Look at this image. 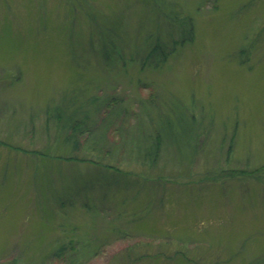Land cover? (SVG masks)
<instances>
[{
    "label": "rangeland",
    "instance_id": "374dc122",
    "mask_svg": "<svg viewBox=\"0 0 264 264\" xmlns=\"http://www.w3.org/2000/svg\"><path fill=\"white\" fill-rule=\"evenodd\" d=\"M166 1L0 0V264H264V0Z\"/></svg>",
    "mask_w": 264,
    "mask_h": 264
},
{
    "label": "trees",
    "instance_id": "16d2710c",
    "mask_svg": "<svg viewBox=\"0 0 264 264\" xmlns=\"http://www.w3.org/2000/svg\"><path fill=\"white\" fill-rule=\"evenodd\" d=\"M153 1H155V3L153 4V11L157 15V17L159 15H164V17L167 18L171 23L176 24L177 27L179 26L180 28H182V33L179 35L180 38L173 42L174 45H173V47H172V49L170 51L171 52L174 51L177 46H183L185 43L191 42L193 40V38H194L192 20L190 18L186 17V16H182L181 17L177 12H175V8L174 9L172 8L170 10V12L169 11H165L164 9L167 8L166 7V3H167L166 0H153ZM169 3L171 4V2H169ZM159 48L160 47L158 46V43H157V45L154 48L151 49L150 55L151 54L159 55V56H162V59H163V58H165V54L166 53L164 51H162L161 48L160 49ZM86 101L87 100H83L80 105H77V107H73V109H72L74 113L79 112V110L83 111V115H84L83 117H86L83 122L87 121L86 120L87 119V113L83 109V106H85L84 104L87 103ZM83 102H85V103H83ZM92 103H95L97 105V108H95V110H99L98 113L100 112V114H101L100 117L98 116V120H97L98 122H104L105 120L107 122L106 118L109 115H112V113L114 115L116 114V111H114V112L111 111L112 109H110V112L108 114L105 113V111L108 110V108H109V106L111 104H113L114 106L116 105L115 102L113 103L112 101H108V102L107 101H101V100H99L97 98H94L92 100ZM65 110H66L65 107L64 108L59 107V108L54 109L53 114L57 117L58 121H61L62 126L66 128L68 126H71V124H72L71 120H73L72 119L73 115H70L67 119L63 118L64 117L63 111H65ZM115 120H117V118ZM163 120H164V121H162L163 123L158 125L157 128L153 127L152 133L154 134V136H153V134L152 135H148V136L147 135L144 136L145 137L144 140L149 141V139L151 138V141H152L151 143H153L152 146L149 149H146V152H145V155H144V158L148 159V161L150 163L153 162L155 160L156 156L158 155L159 146L161 144L162 139L164 137H168V138L171 137L173 139L172 135L170 134V132H172V129L170 128L171 127V121L167 120V118H165ZM177 121H178V123L180 125L182 124V118L177 119ZM98 122L95 123V126L93 128L96 127V124H98ZM108 122H109L108 124H110L109 118H108ZM113 122L114 121H112V123ZM90 125H87L88 130L89 129H91V130L93 129L91 127L94 124H90ZM82 127H83V123L82 124L74 123L73 128H72L73 129V133L72 134H68L65 137L66 141L70 142L71 145L76 146V144H77V135L81 134V132L83 130ZM190 127H192V125H190V126L186 125L184 127L182 126V128H184V130H185V131L182 132V134H184V136H187L188 132L190 131L189 130ZM105 132L108 133V131H104L102 133V135L105 136ZM131 139H133V138H131ZM176 139H175V142H177ZM180 151L182 152L181 149H180ZM225 175H226V177L228 179H233V178L240 179V178H242L243 175H247L248 176L247 178L257 179L258 181H261L263 183L264 182V166L258 167L256 169H254L252 172L251 171L250 172H245V170L227 169ZM185 258H187V257L184 256V259ZM189 262H190V260H189Z\"/></svg>",
    "mask_w": 264,
    "mask_h": 264
}]
</instances>
